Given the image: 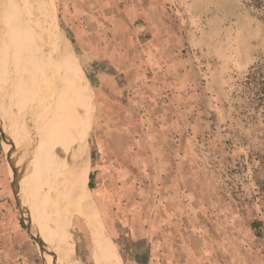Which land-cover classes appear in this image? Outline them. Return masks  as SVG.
<instances>
[{
    "label": "rangeland",
    "instance_id": "1",
    "mask_svg": "<svg viewBox=\"0 0 264 264\" xmlns=\"http://www.w3.org/2000/svg\"><path fill=\"white\" fill-rule=\"evenodd\" d=\"M32 4L42 60L56 85L62 68L76 84L75 112L54 108L83 131L99 222L54 192L74 254L43 238V203L24 190L38 121L24 125L14 68L18 112L0 81V264H95L92 232L119 264H264V102L246 79L264 67V13L246 0H29L30 16Z\"/></svg>",
    "mask_w": 264,
    "mask_h": 264
},
{
    "label": "bare ground",
    "instance_id": "2",
    "mask_svg": "<svg viewBox=\"0 0 264 264\" xmlns=\"http://www.w3.org/2000/svg\"><path fill=\"white\" fill-rule=\"evenodd\" d=\"M28 6L29 0H0V53L2 60V62H0V81L4 82V99L2 101V106L5 110L8 109V107L16 108V112L20 110V108L16 107L14 102L15 97H17L16 101L19 100V97L15 96L16 93L18 94V87H11V80L9 81V79H13L14 76L11 75L10 78V72L15 68L18 84L23 87L26 92V99L24 102L27 110L26 115L29 117L27 118L28 120L24 121V125L27 126L30 120L29 118L32 116L38 121V123L35 122L37 123V127L34 131V139L31 138L33 139L31 140L28 138L27 152L24 154L25 158L28 155L27 153L30 154V151L33 154V160L30 159L32 164V167L30 166L32 170L31 177H33V180L32 182L30 180L28 184L24 185V190L26 188L28 190L32 188V193H35L38 199L43 203L39 208L38 205L36 206L39 211L45 213L46 218H44L43 221H46V224H48V227L45 228L44 231L42 230L44 235L43 238L54 243L53 240L56 237V242L59 243L60 241L61 243L60 246H69L67 247L69 249L68 255H72L74 252L72 251V244L68 236L67 226L62 224L66 229L64 228L61 233H58V229L55 230V227H53V223L55 222L54 219L60 216L63 207L60 206L59 203L57 205V202L56 207H54L53 200L51 201L48 198L50 194L57 192V200L59 197H67L70 204L77 207L80 212L86 209L91 211V218L89 221L87 220L88 222L93 220L94 223L96 222L98 224L99 220L93 211V209H95V200L92 195L89 194L91 192L88 185L89 167L81 161L84 155L82 144L84 139L83 131L79 129L80 135L78 140H76L64 123V120L57 114L54 108V106L58 104L59 106L72 108V111L75 112L76 100L74 96L68 93L64 83L60 82L59 86L58 84L56 85V80L51 73L48 63L42 60L38 51L40 46L39 36L34 30L36 28L37 19L35 20L32 18V15L38 18V12L34 10L32 4L30 16L27 13ZM46 91L47 93H45ZM42 96L44 100L41 98ZM39 98L43 100L42 103L44 104L48 101L46 103L47 107L40 108L39 112H36L35 115V112H31L32 104ZM6 99L8 101L7 103ZM29 101L30 103H28ZM5 104L7 105L5 106ZM22 108L23 107H21V109ZM50 110H52V112ZM8 120H10L9 117ZM5 121H7V119ZM77 123L79 124L78 119ZM31 136L32 134L30 137ZM9 137L15 140L12 131L9 132ZM62 159L65 164L59 167L58 164L62 162ZM77 163L81 166L80 169L77 168ZM29 165L30 164H28V166ZM59 190H62V193H58ZM53 214H56V218L54 219ZM100 229L101 228H99V231ZM103 236L104 235L101 233L95 236L94 232H92V242L95 243L96 246L93 248L95 264H119L118 260L115 258V250L109 248V241L106 239L103 240ZM57 246L58 245H56V247ZM56 249H60L59 246ZM65 259H68V257Z\"/></svg>",
    "mask_w": 264,
    "mask_h": 264
},
{
    "label": "trees",
    "instance_id": "3",
    "mask_svg": "<svg viewBox=\"0 0 264 264\" xmlns=\"http://www.w3.org/2000/svg\"><path fill=\"white\" fill-rule=\"evenodd\" d=\"M248 1V7H251L256 10H260L264 13V0H246ZM247 83L251 84V93L254 98H258L264 102V67L255 69L252 68V71L246 77ZM264 105V103H263ZM89 187L94 189L93 184V175L89 174Z\"/></svg>",
    "mask_w": 264,
    "mask_h": 264
},
{
    "label": "crops",
    "instance_id": "4",
    "mask_svg": "<svg viewBox=\"0 0 264 264\" xmlns=\"http://www.w3.org/2000/svg\"><path fill=\"white\" fill-rule=\"evenodd\" d=\"M127 21H128V19H127ZM127 21H126V23H127ZM62 74H63L62 75V79H63L64 83L67 86L72 87V88L76 86L75 81H74L72 75L69 72H67L64 68H62ZM90 174H91V172H90Z\"/></svg>",
    "mask_w": 264,
    "mask_h": 264
}]
</instances>
